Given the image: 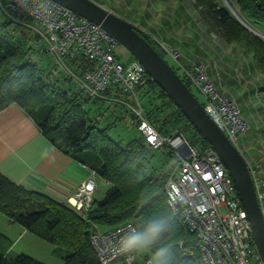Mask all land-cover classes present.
Returning a JSON list of instances; mask_svg holds the SVG:
<instances>
[{
    "label": "trees",
    "instance_id": "16d2710c",
    "mask_svg": "<svg viewBox=\"0 0 264 264\" xmlns=\"http://www.w3.org/2000/svg\"><path fill=\"white\" fill-rule=\"evenodd\" d=\"M193 1L208 30L251 54L255 66L264 75V39L255 35L230 10L220 6L217 0ZM230 1L246 24L255 30L264 27V0ZM0 12L5 18L0 22V112L13 104L20 106L56 149L89 167L110 185L104 197L98 199L83 217L68 204L43 193L26 190L0 174V214L52 244L53 254L63 264H100L91 243L92 230L98 228L108 232L157 211L172 214L167 204L165 185L180 159L167 148L164 154L176 158L177 164L165 172L151 169L149 164L153 157L148 156L150 149L139 130L140 120L136 115L122 105L90 97L66 74L62 77V84L53 72L42 71L28 58V51H38L32 43L38 38L30 31V34L26 33L27 29L23 27H20L22 35H17L15 29L12 30L14 23L1 7ZM8 32L11 39L5 36ZM151 44L167 60L153 39ZM168 63L196 95L182 67L170 59ZM87 67L89 69V63L83 62L76 71L80 73ZM261 90L264 92V86ZM137 92L143 101L145 118L161 136L182 135L200 151L212 149L157 83L139 86ZM106 103L115 119L101 128L100 121L91 118L92 110L87 108L91 104L100 107ZM127 115L137 121L139 135L123 145L113 140L109 131L123 122ZM236 193L239 196L237 189ZM173 227L174 233L168 243L176 264H197V237L174 216ZM12 244L13 241L0 233V264H44L26 254L11 257L8 253Z\"/></svg>",
    "mask_w": 264,
    "mask_h": 264
},
{
    "label": "built area",
    "instance_id": "2783aa9c",
    "mask_svg": "<svg viewBox=\"0 0 264 264\" xmlns=\"http://www.w3.org/2000/svg\"><path fill=\"white\" fill-rule=\"evenodd\" d=\"M55 16L42 18L19 11L15 0H0L6 17L37 38L34 47L40 54L56 59L66 75L90 97L122 105L140 120L139 130L152 151L170 148L180 159L165 185L167 204L172 215L182 222L197 239V264H264L252 235L248 214L236 193L234 180L225 163L214 149L200 151L182 135L163 137L145 118L143 101L137 88L154 82L138 61L124 63L115 55L119 42L100 25L83 18L54 2ZM178 62L179 52L168 49ZM86 69L77 72L82 63ZM202 105L228 138L238 147L240 138L250 130L238 103L227 97L204 68L191 73L183 69ZM250 167L255 190L264 212V174L259 167ZM96 172L81 183L67 203L85 216L95 203ZM108 232L94 228L91 243L100 264H138L137 258H115L104 250V242L115 238L128 225ZM141 264L147 257L140 256Z\"/></svg>",
    "mask_w": 264,
    "mask_h": 264
},
{
    "label": "crops",
    "instance_id": "0c3cea01",
    "mask_svg": "<svg viewBox=\"0 0 264 264\" xmlns=\"http://www.w3.org/2000/svg\"><path fill=\"white\" fill-rule=\"evenodd\" d=\"M92 1L107 8L102 1ZM132 1H136V4L130 3L133 6V11L130 14L117 15L150 34L152 39L155 37V30L153 29V32L151 28L156 24V38L179 51V63L183 69L192 68L193 65L190 63L194 59L193 56L197 55L202 57V65H207L214 77V70L209 66L210 58L219 56L222 63L225 59L235 58H231L229 56L230 49L220 43H195L196 37L193 33L196 24L189 15L179 14L182 16L181 20L175 15L168 16L169 10L174 8L179 1L176 4L170 0ZM153 4H155V8ZM179 8L181 7L179 6ZM154 13H158V18L155 20L152 19ZM226 63L228 67H223L226 69L223 77L226 84L229 87L231 85L233 89L238 83L235 71L238 73L243 69L234 62L232 65L228 61ZM234 75L236 76L234 77ZM217 83L220 84L221 81ZM247 84L245 88L241 89L242 92L237 90L234 92V88L233 90L229 89L233 93L229 91L230 93L224 92V94L235 100L241 107L250 130L252 127L257 129L256 134L249 135L248 131L242 135L238 148L248 164L254 168L259 167L264 174V99L260 101V98H264V92L256 89L252 82H247ZM93 173L94 171L89 167L56 149L43 136L35 121L20 106L13 104L0 112V174L17 186L43 193L66 204L68 199L76 193L81 183L93 178ZM96 183L95 201L101 199L99 195L104 189L103 184L110 186L98 175H96ZM0 233L13 241L12 249L20 239L30 234L21 225L10 222L3 214H0ZM12 249H10L9 255H11Z\"/></svg>",
    "mask_w": 264,
    "mask_h": 264
},
{
    "label": "rangeland",
    "instance_id": "374dc122",
    "mask_svg": "<svg viewBox=\"0 0 264 264\" xmlns=\"http://www.w3.org/2000/svg\"><path fill=\"white\" fill-rule=\"evenodd\" d=\"M99 1H102L103 4L107 7L106 9H108L109 11H111L112 13L116 15L117 14H122V15L130 14L133 11V8H132L133 6L130 3L133 2L134 4H136V1H132V0H99ZM177 1H179V3L181 4L179 3L176 4ZM170 2H173V4H176V5L174 6V8H171L172 10L171 9L169 10L168 16L175 15L176 17L179 18V20H181L182 16H179V14L180 15L187 14L191 17L192 20H194V23L196 24V28L193 33V35H195L196 37L195 43H220L225 48L230 49L231 52L229 56L231 58L235 57L234 59H230V60L225 59L224 63H222L218 55H217L218 56L217 58L215 57H212V59L210 58L211 64L209 66H211V69L214 70V77L216 79L213 77V75H211L209 71L210 68L207 67V65H202V61H201L202 57H198L197 55L193 56L194 59L190 63V65H193L192 68H189L187 70L191 71V73L194 74L197 72L198 69L204 68L210 80L214 81V83L217 85L218 89L222 91V93L224 92L227 93L230 90H233L234 88H235L233 90L234 92H236V90L238 92H242L241 89L245 88L247 82H252L255 88L261 92V89L263 88L262 85L264 86V75L255 66L252 60L251 54H249L246 50H244L242 47H240L237 44H229L228 42L225 41V39H223V37L219 36L217 33L210 32L207 26L201 20V16L197 8L195 7V3L193 0H170ZM217 2L220 6L225 7L230 11L233 10L236 13L235 5L230 0H217ZM179 6L182 9L179 8ZM153 7L155 8V4H153ZM157 14L158 13L156 14L154 13V15L152 14L153 20H155V18H158ZM145 16L147 17V15ZM3 19L5 18L3 14L0 12V22L3 21ZM153 26L151 30L153 31L154 29L155 32H157V29H155L157 28L156 24H154ZM248 26L250 25L248 24ZM251 28L249 29L252 31ZM13 29H15V32L17 33V35H22V33H20V27L17 26L16 24L12 25V30ZM256 31L258 34L261 33L264 36V27ZM155 32H154L155 39L153 38V41L158 46V48H160L166 54L167 60L169 61L170 59V61L175 63L176 65H181L179 63V59H178V62L174 61L173 58L170 57V54L168 52V49L170 50H176V49L171 48L168 45H165L162 40L156 38L157 34ZM26 33L30 34V32L27 30H26ZM5 36L7 39H11V35L9 32ZM258 37L262 39L264 38L262 36H258ZM28 52H29L28 58L30 59V61L36 63L38 67L46 73L53 72L55 77L60 78L59 81L62 84L64 83L62 81V77L66 73L63 71V68L57 63L54 57L46 55V54H40L36 50L28 51ZM115 55L118 58H120L121 61L124 63H132V62L137 61L135 57L124 46L120 44L115 49ZM207 59H209V56H207ZM226 61L230 62L231 65L234 62L243 69V70H240L238 73H236L235 71V74L237 75L238 83H237V86L233 85L234 86L233 89L231 88V85L229 87V85L226 84L227 82H225V78L223 77V74H225V71H226V69H224L223 67H228L227 66L228 64L226 63ZM236 75H234V77ZM216 80L217 82L221 81L220 83L221 86L219 83L216 82ZM65 86H68V85H65ZM233 91H230V92L233 93ZM196 95L199 97L198 99L202 101V98L201 96H199L198 92H196ZM261 99H264V98H260V101ZM252 104H249V106H252ZM109 108L110 106L108 103L100 107H97L91 104L90 107L87 108V110H92L90 117L93 119L94 118L98 119L100 121V127L105 128L107 125L111 124L115 119L112 113L110 112ZM256 131L257 129L252 127L251 130H249L248 134L249 135L256 134ZM109 135L111 136L113 140L118 141L121 144L125 145L130 140H132V138L139 135V131L137 129V121L134 120L130 115H127L123 122L117 124L114 128H112L109 131ZM148 153H149L148 154L149 157L150 156L153 157L151 158L152 160L150 161V164H149L151 169L156 168V170L158 169V171L163 170L165 172L177 164L176 158L169 157L166 154H164V152L148 150ZM103 185H104V189L102 193L99 195V198H103L105 195V192L109 189L108 185H106L105 183ZM33 235L34 234L30 233L29 236L20 239L13 249L11 247L12 252L10 256L13 257L17 254L23 253L44 264H63L61 259L56 257L53 254L54 246L52 244L37 237L36 235L34 236ZM137 261H138V264L142 263V259L140 256H138Z\"/></svg>",
    "mask_w": 264,
    "mask_h": 264
},
{
    "label": "water",
    "instance_id": "95a60500",
    "mask_svg": "<svg viewBox=\"0 0 264 264\" xmlns=\"http://www.w3.org/2000/svg\"><path fill=\"white\" fill-rule=\"evenodd\" d=\"M53 1L100 25L116 38L119 44L145 67L154 82L165 91L209 142L212 149L219 154L234 180L242 205L248 214L255 245L264 262V212L257 198L249 164L239 148L207 113L198 97L177 71L153 47L151 35L92 0ZM231 12L246 27L248 26L233 10ZM251 29L257 36L264 37Z\"/></svg>",
    "mask_w": 264,
    "mask_h": 264
},
{
    "label": "clouds",
    "instance_id": "9594fccd",
    "mask_svg": "<svg viewBox=\"0 0 264 264\" xmlns=\"http://www.w3.org/2000/svg\"><path fill=\"white\" fill-rule=\"evenodd\" d=\"M25 14L47 18L55 16L53 0H15ZM174 233L170 212L157 211L128 225L115 238L104 242V250L115 258L147 256L146 264H176L169 238Z\"/></svg>",
    "mask_w": 264,
    "mask_h": 264
},
{
    "label": "bare ground",
    "instance_id": "6f19581e",
    "mask_svg": "<svg viewBox=\"0 0 264 264\" xmlns=\"http://www.w3.org/2000/svg\"><path fill=\"white\" fill-rule=\"evenodd\" d=\"M236 9V8H235ZM236 14H238V16L240 17V14L238 13V11L236 10ZM241 18V20H243V18L242 17H240ZM244 21V20H243ZM245 22V21H244ZM246 23V22H245Z\"/></svg>",
    "mask_w": 264,
    "mask_h": 264
}]
</instances>
